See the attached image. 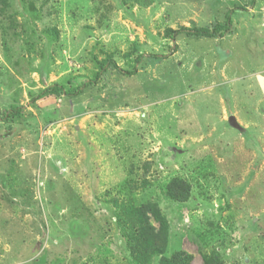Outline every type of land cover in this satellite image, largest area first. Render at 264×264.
<instances>
[{"label": "rangeland", "instance_id": "rangeland-1", "mask_svg": "<svg viewBox=\"0 0 264 264\" xmlns=\"http://www.w3.org/2000/svg\"><path fill=\"white\" fill-rule=\"evenodd\" d=\"M7 3L0 114L23 111L0 121V264H127L109 203L120 184L166 217L163 256L203 264L216 249L225 264H264V0ZM227 15L222 38L181 34L169 51L165 29ZM108 56L123 73L31 102L91 80ZM172 178L190 184L185 203L165 198Z\"/></svg>", "mask_w": 264, "mask_h": 264}, {"label": "trees", "instance_id": "trees-1", "mask_svg": "<svg viewBox=\"0 0 264 264\" xmlns=\"http://www.w3.org/2000/svg\"><path fill=\"white\" fill-rule=\"evenodd\" d=\"M7 5V0H0V23L2 26L4 9ZM31 10H33V7H31ZM231 24V20L227 15L225 21L216 23L212 28L181 26L177 30L165 29L163 35L165 39L170 40L172 43L169 51L175 52L177 46L174 41L177 36L184 34L188 37L219 39L230 31ZM49 34L57 40L58 32L56 29H51ZM140 61L141 55H137L134 64L138 65ZM109 67L123 73L118 69L112 57L108 56L96 62V71L93 73L91 80L84 81L78 86L52 84L40 90L34 98L31 96V102L47 97H78L85 88L95 85L100 76L106 71L105 68ZM136 72L137 68L133 67L132 70L124 74L133 75ZM22 111L23 107L21 106L4 110L0 114V121L12 123L21 116ZM142 184L147 185L146 182ZM190 191L191 187L188 182L180 178H172L166 183L163 194L169 201L185 203L190 198ZM117 193L118 196L110 199L109 203L112 206L111 211L115 228L121 236L127 254V264H191L192 257L182 251L173 252L168 257L163 256L168 245L169 223L157 203L147 201L138 204L132 198L129 187L125 185L120 184ZM201 259L203 264H225L217 254L216 249L211 250L209 254H201ZM154 260L157 261L154 263Z\"/></svg>", "mask_w": 264, "mask_h": 264}]
</instances>
